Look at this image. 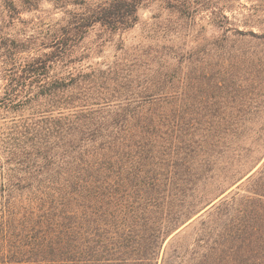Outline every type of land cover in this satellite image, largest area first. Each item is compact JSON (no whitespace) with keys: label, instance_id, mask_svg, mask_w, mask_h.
Returning <instances> with one entry per match:
<instances>
[{"label":"trees","instance_id":"16d2710c","mask_svg":"<svg viewBox=\"0 0 264 264\" xmlns=\"http://www.w3.org/2000/svg\"><path fill=\"white\" fill-rule=\"evenodd\" d=\"M150 1L100 0L38 56L17 59L27 51L1 38L0 264H264V109L248 91L264 75L208 64L212 49L264 36L233 32L224 4L210 47L68 65L86 28H134ZM164 1L192 17L187 0ZM39 3L0 0V14L23 23Z\"/></svg>","mask_w":264,"mask_h":264},{"label":"rangeland","instance_id":"374dc122","mask_svg":"<svg viewBox=\"0 0 264 264\" xmlns=\"http://www.w3.org/2000/svg\"><path fill=\"white\" fill-rule=\"evenodd\" d=\"M39 1L38 8L30 12L20 11L23 23L15 22L14 25L7 26L9 20L3 13L0 14V95L3 91L4 78L9 74L7 58L3 55L5 46L2 45L1 38L8 37L15 40L18 48L27 51L18 53L17 59L49 53L52 38L63 31L66 22L83 13L85 8L87 12L91 5L97 4L100 0H81L82 4L69 5L66 8H58L49 0ZM187 1L191 4L189 7L190 16L192 15L188 19L178 20L177 15L166 8L164 0H151L144 3L145 5L139 10V24L134 28L107 29L99 24L86 28V33L80 37L74 47L69 67L85 68V70L89 67L107 69L118 63L132 64L139 54L144 57L155 56L157 60L174 54L186 55L187 52L203 44L204 37L208 39L209 46L215 36L223 33L214 26L213 14L217 13L219 11L217 8L224 4L226 5L222 7L223 12L229 19L228 27L233 32L239 30L264 36V0ZM232 34L229 32L231 39L243 40L240 39L241 36L233 37ZM212 54L214 55L208 64L217 75L223 74L228 67H233L236 74L243 73L242 76L248 75L246 71L260 77L264 75V39L262 38H254L248 34L243 42H238L229 52L212 49ZM248 91L260 96L258 98L260 101L253 107L259 106V109H264V86L261 90L249 88ZM190 231V226L182 228L168 240L167 244L178 233L189 234Z\"/></svg>","mask_w":264,"mask_h":264}]
</instances>
